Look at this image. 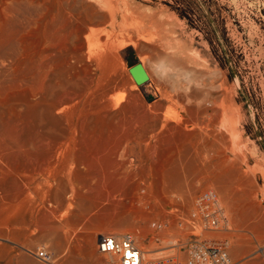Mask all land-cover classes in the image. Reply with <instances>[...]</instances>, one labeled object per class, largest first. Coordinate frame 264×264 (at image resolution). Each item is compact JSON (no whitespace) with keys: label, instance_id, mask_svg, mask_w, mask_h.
I'll use <instances>...</instances> for the list:
<instances>
[{"label":"rangeland","instance_id":"rangeland-1","mask_svg":"<svg viewBox=\"0 0 264 264\" xmlns=\"http://www.w3.org/2000/svg\"><path fill=\"white\" fill-rule=\"evenodd\" d=\"M72 1L92 7V21L80 9L69 22L56 18L45 25L56 5H14L9 36L0 45V264H114L116 256L97 250V238L125 233L141 250V264H186L188 245L195 240L221 242L230 264H264V0H111L112 7L104 0ZM111 12L127 17L125 33L138 27L151 35L144 67L140 44L115 49V75L119 83L134 84L131 103L138 110L124 116V125L139 124L143 105L151 113L181 105L185 118L198 108L199 153L168 145L151 154L141 138L128 160L132 168H141L137 177L147 174L148 179L135 187L129 214L125 199L123 219L110 218L101 205L86 215L89 205L102 201L105 186L99 184L71 217L78 223L74 231L45 234L40 218L48 210L63 212L68 200L75 210L76 203L66 184L46 171L27 180L23 154L42 159L59 135L73 133L83 104H66V114L56 117L50 106L61 91L84 95L82 101L91 92L87 106L95 109L98 90L82 71L79 43L91 31L93 36L110 32L104 15ZM44 27L53 35L47 51H41ZM136 64L146 75L141 83L130 71ZM85 127L101 138L122 134L110 131L103 110ZM32 134L39 142L26 152ZM211 219L216 225L207 224Z\"/></svg>","mask_w":264,"mask_h":264},{"label":"bare ground","instance_id":"bare-ground-1","mask_svg":"<svg viewBox=\"0 0 264 264\" xmlns=\"http://www.w3.org/2000/svg\"><path fill=\"white\" fill-rule=\"evenodd\" d=\"M97 1L103 4V0ZM104 2L111 7L115 4L111 0H104ZM45 3L56 5L53 15H47L45 20H43V15L46 13L41 14L40 20H43L42 23L45 25L52 24L56 18L59 22H69L73 16V11L79 10L78 12H80V9L87 22L92 21L90 18L91 13H93L92 7L79 6L72 0H0V45L9 36L8 25L14 5L33 4L39 6ZM104 16L105 19L108 18L109 20L111 31L97 33L96 36H93L91 31L79 43L80 55H84L81 64L82 71L90 75V82H95L98 90L97 100L93 103L97 104L95 109L87 106L92 104L91 92H88L82 101L84 95L77 96L68 91H61L56 101L52 103L54 105L50 106V111L56 117H62L66 114L62 113L66 104H83L77 117L76 127L72 129L73 133L68 135L67 131L63 130L65 134L58 136L54 141L52 151L42 159L29 157L31 153L23 154L24 156L27 155L26 162L22 164V172L27 180L33 181L35 176L46 171L47 177L66 184L69 188L70 198L74 199L76 203L75 210L72 201L69 200L63 207L64 211L59 214H55V209L48 210V215L40 218L41 230L45 234L58 235L74 231L78 223L71 221V217L75 216L76 210L82 205V202L89 201L87 195L91 193L92 187L99 184L105 186L103 187L102 201L92 207L89 205L85 210L86 215L89 216L93 209L96 210L101 205L103 210H109L110 218L123 219L121 204L125 199H128L127 211L125 210V212L129 214L133 207L132 193H134L135 187L145 183L148 179L147 174H141L137 177L136 171L141 168H132L131 162L128 160L135 145H140L141 138L144 140L142 141L143 148L145 150L150 148L151 154H154L155 149L168 145H171L173 150L177 152L185 150L188 153H199L203 133L200 128L198 108H193V113L189 118H185L181 114V110L184 109L181 105L178 108H169L163 113L161 111L151 113L147 106L143 105L144 107L142 106L140 111L144 116L139 120V124L137 125L135 121H128V125H124V116L128 114L129 117L132 113L136 114L138 110L134 108L135 104L131 103L134 84L119 83L115 75L118 61L115 49L126 45L140 44V62L144 67L145 57L149 58L146 42L150 40L151 35L147 28L138 27L130 34L125 33L127 29V17L125 15H120L119 19L112 12L108 16ZM31 21L29 18L26 19V26H30ZM52 36L49 30L44 27L41 36L44 45L41 47V51H47V45L53 38ZM2 65L6 66L7 63L3 62ZM146 74H148L147 71ZM116 89L119 92L108 95L110 91ZM100 110H103V120L110 122V131L115 130L116 132L118 130L122 134H115L112 139L101 138L93 133L92 128L85 127L89 118ZM66 129L68 130L69 126ZM209 134H215L213 126L210 128ZM27 140L24 150L31 152L32 147L36 148L39 139L32 134ZM167 160L166 158L164 161L166 163L171 162ZM100 161H103V166L100 165ZM95 165L98 167H94ZM155 171L160 174L158 179L161 182L164 178L163 170ZM127 186H130L129 192L126 190ZM25 195L24 193V199L26 198ZM142 197H146V193ZM58 198L64 202V197L61 199L60 194ZM60 204L62 203L60 202ZM83 225L81 222L80 227L84 228ZM94 238V236L91 237L92 241Z\"/></svg>","mask_w":264,"mask_h":264},{"label":"built area","instance_id":"built-area-1","mask_svg":"<svg viewBox=\"0 0 264 264\" xmlns=\"http://www.w3.org/2000/svg\"><path fill=\"white\" fill-rule=\"evenodd\" d=\"M207 224L216 225V220L211 219ZM96 245L99 252L117 257L114 264H141V250L131 234L125 233L119 237L100 234ZM37 254L40 257L45 255L42 250ZM186 264H230V260L221 242L195 240L188 245Z\"/></svg>","mask_w":264,"mask_h":264},{"label":"water","instance_id":"water-1","mask_svg":"<svg viewBox=\"0 0 264 264\" xmlns=\"http://www.w3.org/2000/svg\"><path fill=\"white\" fill-rule=\"evenodd\" d=\"M130 71L137 83H141L145 80L146 75L140 64H136L133 67H131Z\"/></svg>","mask_w":264,"mask_h":264}]
</instances>
